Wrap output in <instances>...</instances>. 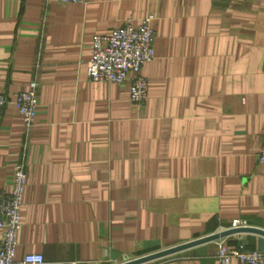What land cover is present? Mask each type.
<instances>
[{"label": "crops", "instance_id": "0c3cea01", "mask_svg": "<svg viewBox=\"0 0 264 264\" xmlns=\"http://www.w3.org/2000/svg\"><path fill=\"white\" fill-rule=\"evenodd\" d=\"M151 14L156 57L137 104L128 83L90 80L87 61L95 35ZM35 77L26 137L13 100ZM0 90V189L27 142L18 258L113 264L236 220L264 230V0H0ZM222 239L264 250L245 230L142 264H220Z\"/></svg>", "mask_w": 264, "mask_h": 264}, {"label": "built area", "instance_id": "2783aa9c", "mask_svg": "<svg viewBox=\"0 0 264 264\" xmlns=\"http://www.w3.org/2000/svg\"><path fill=\"white\" fill-rule=\"evenodd\" d=\"M44 1L46 4L53 1L61 4L87 2V0ZM154 19L155 16L151 14L142 18L138 24L128 22L123 26L114 27L110 33L95 35L91 56L87 61L88 78L108 83H128L131 101L137 104L146 102L149 97V80L143 73V66L156 57ZM39 85V80L33 78L28 88L20 91L13 100L16 111L22 118L26 137L37 121ZM6 104L5 94L0 90V116ZM26 143L23 148L24 156L15 164L12 189L10 191L0 189V228L3 230L0 241V264L45 263L41 253H25L19 258L16 256L21 229V209L29 179L25 161ZM257 158L259 163L264 164V144ZM238 226H245V222L236 220L233 227ZM217 257L220 264H233L234 259L238 264H264V250H248L242 241L236 247H229L223 239L218 241ZM129 259L131 258L125 257L123 261Z\"/></svg>", "mask_w": 264, "mask_h": 264}, {"label": "water", "instance_id": "95a60500", "mask_svg": "<svg viewBox=\"0 0 264 264\" xmlns=\"http://www.w3.org/2000/svg\"><path fill=\"white\" fill-rule=\"evenodd\" d=\"M245 230H251V231H255V232H259L264 234V230L258 229V228H253V227H246V226H238V227H234V228H229L226 230H222L219 232H215L213 234H209L207 236H203L200 238H197L195 240H191L188 242H183L181 244H177L175 246L169 247V248H165L162 250H158L155 252H151L149 254H145L139 257H135V258H131L129 260L120 262L118 264H142L145 262H149L152 260H156L168 255H171L173 253H176L178 251L193 247L195 245L204 243V242H208V241H213V240H217L220 239L222 237H225L226 235L232 234V233H237L240 231H245Z\"/></svg>", "mask_w": 264, "mask_h": 264}]
</instances>
